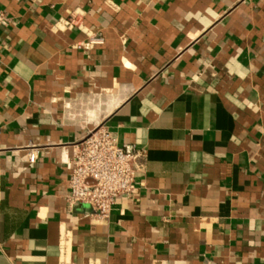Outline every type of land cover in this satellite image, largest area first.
<instances>
[{"label": "crops", "instance_id": "crops-1", "mask_svg": "<svg viewBox=\"0 0 264 264\" xmlns=\"http://www.w3.org/2000/svg\"><path fill=\"white\" fill-rule=\"evenodd\" d=\"M0 13V264H264V0ZM98 125L137 150L104 218L66 200Z\"/></svg>", "mask_w": 264, "mask_h": 264}, {"label": "built area", "instance_id": "built-area-1", "mask_svg": "<svg viewBox=\"0 0 264 264\" xmlns=\"http://www.w3.org/2000/svg\"><path fill=\"white\" fill-rule=\"evenodd\" d=\"M62 21L65 26L78 24L73 13ZM136 155L137 150L131 144H119L105 126L88 129L73 143L66 200L87 203L90 214L106 217L116 196L130 195L135 189ZM35 157L33 149L26 152L28 161Z\"/></svg>", "mask_w": 264, "mask_h": 264}]
</instances>
